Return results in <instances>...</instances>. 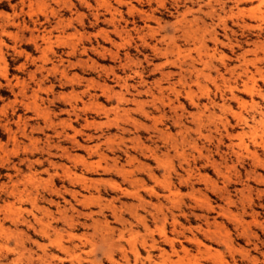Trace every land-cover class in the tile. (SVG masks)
I'll list each match as a JSON object with an SVG mask.
<instances>
[{
	"label": "rangeland",
	"instance_id": "374dc122",
	"mask_svg": "<svg viewBox=\"0 0 264 264\" xmlns=\"http://www.w3.org/2000/svg\"><path fill=\"white\" fill-rule=\"evenodd\" d=\"M122 1L0 0V264H71L50 244L57 234L72 258L83 257L81 264H264V166L252 160L254 153L264 162V0ZM237 10H243L244 22L229 19ZM251 11L263 22L251 19ZM158 25L151 38L148 30ZM202 26L218 38L215 45L206 36L211 69L199 62ZM184 27L195 34L182 37ZM171 38L186 70L180 82L179 65H164ZM260 45L258 61L248 63L243 75L242 56L254 60L252 51ZM189 53L194 70L187 66ZM252 77L255 95L241 90ZM188 86L196 104L187 97ZM138 104L150 118L138 112ZM105 165L113 168L105 172ZM120 170L128 173L125 182ZM113 181L120 190L111 189ZM19 191L35 197L36 209ZM47 223L45 237L38 231Z\"/></svg>",
	"mask_w": 264,
	"mask_h": 264
},
{
	"label": "bare ground",
	"instance_id": "6f19581e",
	"mask_svg": "<svg viewBox=\"0 0 264 264\" xmlns=\"http://www.w3.org/2000/svg\"><path fill=\"white\" fill-rule=\"evenodd\" d=\"M84 1V0H83ZM117 1V0H116ZM124 1V0H123ZM123 1H122V3H123ZM139 1V0H138ZM150 1V0H149ZM208 1H210V0H208ZM220 2V1H219ZM219 2H217L218 4H219ZM120 3V2H119ZM118 3V4H119ZM109 4V3H108ZM205 5V4H204ZM212 6H213V4H211ZM207 6H209L210 8H211V12H210V16L211 15H213L214 16V14H215V11L213 10L214 9V7H212V6H210V3H208L207 4ZM102 7H103V9L106 11V12H108V13H111V10L113 9L112 7H110L109 5H107V4H105V3H103L102 4ZM219 7V6H218ZM112 8V9H111ZM200 9V7L198 8V10ZM224 9V8H223ZM210 10V9H209ZM225 10V9H224ZM239 10V9H238ZM236 11V12H238L237 13V15H233L232 14V16H230V14L232 13H230L229 14V19H233L234 17L236 18V20L239 22V20L241 19L242 20V22H244V13H243V10L241 11ZM113 11H115V10H113ZM129 11V10H128ZM203 11V10H202ZM205 11V10H204ZM258 11H260L259 9H258ZM143 12V11H142ZM207 12H209L208 10H207ZM220 13V12H219ZM144 14V13H143ZM208 14V13H207ZM217 14V13H216ZM248 14V13H247ZM250 18L251 19H254V20H256V21H258L259 20V17H258V15H257V13L255 12V11H251L250 13ZM202 15V14H201ZM203 16H204V14H203ZM220 16V15H219ZM227 16H228V13H227ZM247 16V15H246ZM141 17H143V16H141ZM151 17V16H150ZM183 17V16H182ZM222 17V16H221ZM220 17V18H221ZM224 17V16H223ZM262 17V16H261ZM97 18H99V17H97ZM112 18H113V16H112ZM147 18V17H146ZM154 18H155V16H154ZM206 18V17H205ZM264 18V17H263ZM263 18H260V20L259 21H262L263 20ZM151 19V18H150ZM157 19V18H156ZM155 19V20H156ZM199 18H197L196 20H198ZM111 20V19H110ZM153 20V19H152ZM210 20V19H209ZM218 20V19H217ZM221 20V19H220ZM112 21V20H111ZM150 21V20H149ZM176 21V20H175ZM222 21V23H220ZM221 21H218L220 24H222V30H223V32H224V37H226L227 38V36H225L226 35V31H227V20L224 18V19H222ZM258 21V22H259ZM113 22V21H112ZM145 22H147V21H145ZM160 22V21H159ZM158 22V23H159ZM181 22V21H180ZM236 22V21H235ZM263 22V21H262ZM182 23V22H181ZM189 23V22H188ZM191 23V22H190ZM193 23V22H192ZM192 23H191V25H192ZM211 23H212V21H211ZM217 23V22H216ZM231 23V22H230ZM246 23V22H245ZM178 24H180V23H178ZM193 24H195V22L193 23ZM201 24H202V22H201ZM207 24V23H206ZM218 24V23H217ZM229 24V23H228ZM233 24V23H232ZM241 24V23H240ZM255 24H256V22H255ZM172 25V24H171ZM190 25V26H191ZM195 25H197V23L195 24ZM203 25V24H202ZM243 25V26H242ZM262 25V24H261ZM159 27H158V29H156V30H153V29H150V30H148V31H150V33H151V38H154V37H156L158 34H159V29H160V25H158ZM194 26V25H193ZM211 26V25H210ZM250 26H251V24H250ZM187 27H189V26H187ZM186 27V28H187ZM201 27V26H200ZM214 27V26H213ZM212 27V28H213ZM241 27H242V29L243 28H254V27H248L247 26V24L245 25V24H241ZM153 28V27H152ZM185 27L182 29L181 28V32H182V37H187V36H191V34H193L192 33V31H191V29H186ZM202 28H204V26H202ZM210 28V27H209ZM236 28V27H235ZM255 28H257V29H261V26H260V24L258 25V26H255ZM147 29V28H146ZM173 29V28H172ZM177 29H180V28H177ZM198 29H200V28H198ZM244 29V30H245ZM196 30V29H195ZM201 30V29H200ZM199 30V31H200ZM214 30V29H213ZM248 30V29H247ZM256 30V29H255ZM121 31V30H120ZM123 31V30H122ZM147 31V32H148ZM175 31V30H174ZM177 31H180V30H177ZM234 31V30H233ZM198 32V31H197ZM196 32V33H197ZM214 32V31H213ZM231 32H232V30H231ZM114 33H116L118 36H121L120 35V32L119 31H117V29L115 28V30H114ZM176 33V32H175ZM201 33V35H200V38L198 39L197 37V39H198V42H199V52H198V57H199V62H200V64H201V66L203 67V69H209L210 67H211V64L213 63L212 62V58H213V56L212 55H210V53L208 52V50H207V45H206V36L207 37H209V39H210V41H212V42H214L215 43V45L217 44V42H218V38H217V34L216 33H209V31H208V28H204V29H202V31L200 32ZM258 33V32H257ZM180 34V33H179ZM195 34V33H194ZM223 34V33H222ZM101 35V34H100ZM245 35V34H244ZM51 36V35H50ZM103 36V37H102ZM162 36V35H161ZM177 36H178V34H177ZM101 37L103 38V40H105V41H109V42H111V39H110V37H109V35L106 33H104V35H101ZM173 37V36H172ZM192 37V36H191ZM46 38H48V37H46ZM162 38H164V37H162ZM222 38H223V36H222ZM230 38V37H229ZM233 38V37H232ZM156 39V38H155ZM178 39V38H177ZM231 39V38H230ZM179 40V39H178ZM181 40V39H180ZM225 40V39H224ZM238 40V39H237ZM124 41V40H123ZM128 41V40H127ZM190 41V40H189ZM219 41H221V40H219ZM240 41L241 40H239V43H240ZM48 42V41H47ZM49 42H50V40H49ZM129 42V41H128ZM142 42H143V44H146L147 42H146V40H145V38H142ZM263 42V41H262ZM46 43V42H45ZM51 43V42H50ZM141 43V42H140ZM168 43V42H167ZM196 43V42H195ZM223 44H224V42H222ZM227 43V42H226ZM232 42H229L226 46H230V48L233 50V45L231 44ZM235 43V42H234ZM244 43V42H243ZM254 43V42H253ZM52 44V43H51ZM187 44V43H186ZM241 44V43H240ZM254 44H256V43H254ZM254 44H252V45H254ZM264 44V43H263ZM220 45V44H219ZM244 45V44H243ZM212 46V45H211ZM155 47H157V46H155ZM160 47V46H159ZM165 47V46H164ZM193 47V46H192ZM253 47V46H252ZM256 47V50H254V51H252V53L254 54V57H255V59L254 60H252V61H246L245 59V54L242 56V59H243V64H244V74L243 75H245V74H247V70H248V63L250 64V65H252V66H255V64H256V62L258 61V59H256L257 58V55H258V51L259 52H261L262 50H263V48H261V45L260 46H255ZM255 47H254V49H255ZM263 47V46H262ZM75 48L76 47H73V49L75 50ZM47 49H48V47H47ZM46 49V50H47ZM244 49V48H243ZM242 49V50H243ZM252 49V48H251ZM77 50V49H76ZM152 50V49H151ZM248 50V49H247ZM253 50V49H252ZM155 51L156 52H159L160 50H158V48L157 49H155ZM214 51V50H213ZM240 51V50H239ZM249 51V50H248ZM192 52H193V50H192ZM196 52V51H195ZM204 53L203 55H201V53ZM232 52V51H231ZM160 53H161V51H160ZM241 53H243V52H241ZM263 53V52H262ZM44 54V53H43ZM214 54V53H213ZM216 54V53H215ZM117 55V54H116ZM116 55H115V57H116ZM162 55L165 57V63H164V65L166 64V65H179L178 67H179V70H180V73H179V76H180V78H179V82L180 81H182L184 78V72L186 71V70H183L182 69V62L180 61V58H181V55H182V52H181V48L177 45V41L174 39V38H171V40H170V42L166 45V47L163 49V53H162ZM169 56H174V58H175V60H171V59H168V57ZM193 56V55H192ZM196 56H197V53H196ZM222 56V59H223V55H221ZM234 56H236V55H234ZM233 56V57H234ZM241 56V55H240ZM186 57L187 58H190V64H187V62H186V60H185V64H187V66L189 67V69H190V67H191V70H194L195 68H194V62H195V60L194 59H192L191 58V55H190V53L188 54V55H186ZM237 57V56H236ZM184 58V57H183ZM197 58V57H196ZM261 58V57H260ZM221 59V58H220ZM235 59V58H234ZM214 60H216L215 58H214ZM188 62H189V60H187ZM146 62H148V61H146ZM198 62V63H199ZM216 62V61H215ZM241 62V61H240ZM260 62V61H259ZM184 63V62H183ZM198 63H196V64H198ZM225 63V62H224ZM148 64V63H147ZM242 64V63H241ZM161 65V64H160ZM224 65V64H223ZM162 66V65H161ZM220 66V65H219ZM225 66V65H224ZM128 67V66H127ZM213 67V66H212ZM240 67V66H239ZM123 68V67H122ZM214 68H216V67H214ZM241 68V67H240ZM239 68V69H240ZM129 69V68H128ZM155 69V68H154ZM154 69H153V71H154ZM157 69V68H156ZM178 69V68H177ZM189 69L187 68V71H189ZM202 69V68H201ZM211 69V68H210ZM233 69V68H232ZM113 70V69H112ZM124 70V69H123ZM131 70V69H130ZM138 70H140V69H138ZM221 70V69H220ZM226 70H227V68H226ZM236 70V69H235ZM234 70V71H235ZM258 74H259V76L260 77H262V74H261V72H260V69L259 68H256V70H255ZM132 72V71H131ZM134 72V71H133ZM136 72H137V69H136ZM143 72H145V71H143ZM152 72V71H151ZM160 72V71H159ZM190 72V71H189ZM208 72H210V71H208ZM229 72V71H228ZM231 73H232V70L230 71ZM195 73V72H194ZM193 73V74H194ZM196 73H197V75H201V77H202V75L205 77V78H207L208 80L210 79V74L209 75H204V73H203V70H197L196 71ZM207 73V72H206ZM134 74V73H133ZM162 74V73H161ZM189 74V73H188ZM187 74V75H188ZM217 74H219V73H217ZM224 74V73H223ZM222 74V75H223ZM229 74V73H228ZM112 75V74H111ZM163 75V74H162ZM237 75V74H236ZM161 76V75H160ZM165 76H167L168 77V75H165ZM175 76H177V73H176V75ZM185 76H186V74H185ZM215 76H217V75H215ZM219 76V75H218ZM246 76V75H245ZM258 76V75H257ZM65 77V76H64ZM116 77V76H115ZM118 77V76H117ZM189 77V76H188ZM199 77V76H198ZM222 77H225V76H222ZM236 77V76H235ZM196 78V77H195ZM128 79V78H127ZM159 79H161V78H159ZM158 79V80H159ZM169 79V78H168ZM203 79V78H202ZM241 79V78H240ZM247 79V78H246ZM262 79H263V77H262ZM163 80V79H162ZM178 80V79H177ZM196 80V79H195ZM205 80V79H204ZM224 80V79H223ZM230 80V79H229ZM251 80H252V84H251V86H248L247 84H244L243 85V89H241L242 91H244L245 93H247V94H249V95H255V79H254V77H252L251 78ZM264 80V79H263ZM262 80V82H264ZM120 81H121V79H120ZM119 81V82H120ZM138 81V80H137ZM198 81V80H197ZM207 81V80H206ZM240 81V80H239ZM145 82V81H144ZM157 83H156V85H157V87H158V89H156V90H158V94L159 95H163V88L164 87H162L161 86V83H160V81L158 82V81H156ZM164 82V81H163ZM162 82V83H163ZM196 82V81H195ZM200 82H202V81H200ZM224 82V81H223ZM242 82V81H241ZM249 82H251V81H249ZM166 83V82H165ZM172 83V82H171ZM118 84H120V83H118ZM140 84H142V83H140ZM180 84V83H179ZM183 84V82H181V85ZM187 84V83H186ZM195 84H197L198 86H197V88H201L200 87V85L198 84V83H195ZM212 84H217V83H215V81H213V83ZM231 84V83H230ZM234 84H235V81H234ZM242 84V83H241ZM150 85V84H149ZM155 85V84H154ZM180 85V86H181ZM220 85V84H219ZM232 85V84H231ZM109 86V85H108ZM119 86H122V85H119ZM124 86H125V88L127 89V91H128V86L126 85V82H124ZM142 86V85H141ZM146 86V85H145ZM171 86V85H170ZM214 86V85H213ZM221 86V85H220ZM223 86H226V85H223ZM236 86H238V85H236ZM150 87H152V86H150ZM168 87V86H167ZM172 87V86H171ZM182 87V86H181ZM185 87V86H184ZM102 88V87H101ZM215 88H216V86H215ZM218 88V87H217ZM240 88V87H239ZM238 88V89H239ZM106 89V88H105ZM132 89V88H131ZM145 89V88H144ZM147 89V88H146ZM152 89H153V87H152ZM176 89V88H175ZM188 89H189V86H188ZM187 89V90H188ZM221 89H223V88H221ZM261 89V88H260ZM259 89V90H260ZM191 89H189L188 91H187V97H189V100H190V102L192 103V104H194L195 102H194V98H193V93L194 92H191L190 91ZM215 90V89H214ZM226 90V89H225ZM224 90V91H225ZM233 88H230V92H231V95H233L234 96V94H233ZM23 91V90H22ZM134 91V90H133ZM144 91V90H143ZM168 91H169V89H168ZM173 91V90H172ZM181 91V90H180ZM206 91H207V89H206ZM239 91V90H238ZM258 91V90H257ZM109 93L111 92V90H109L108 91ZM151 92V91H150ZM150 92H146L145 91V94L147 93V94H150ZM157 92V91H156ZM171 92V91H170ZM200 92H202V90L200 91ZM223 92V91H222ZM21 93V92H20ZM132 93V92H131ZM136 93H137V91H136ZM211 93V92H210ZM228 93V92H227ZM236 93V92H235ZM25 94V93H24ZM186 94V93H185ZM220 94V93H219ZM223 94V93H222ZM115 95H123V94H115ZM125 95V94H124ZM129 95V94H128ZM134 95H136V94H134ZM139 95V94H138ZM150 95H153V94H150ZM149 95V96H150ZM169 95V94H168ZM172 95V94H171ZM174 95V94H173ZM196 95V94H195ZM194 95V96H195ZM204 95H209L208 94V91L207 92H205L204 93ZM224 95V94H223ZM230 95V96H231ZM239 95V94H238ZM257 95V94H256ZM262 95V94H261ZM140 96V95H139ZM177 96V95H176ZM262 96H264V95H262ZM163 97V96H162ZM150 98H152L151 96H150ZM156 97H153V99H155ZM196 98V97H195ZM233 98V97H232ZM263 98V97H262ZM233 99H235V98H233ZM155 100H157V99H155ZM154 100V101H155ZM196 100V99H195ZM236 100V99H235ZM120 101V100H119ZM168 101V100H167ZM171 101V100H170ZM240 101V100H239ZM122 102V101H121ZM134 102H135V100H134ZM156 102V101H155ZM158 102V101H157ZM244 102V101H243ZM119 103V102H118ZM136 103V102H135ZM141 103H143V102H141ZM237 104H238V102H236ZM160 104V103H159ZM171 104V103H170ZM191 104V105H192ZM196 104V103H195ZM241 104V103H240ZM246 104V103H245ZM255 104V103H254ZM153 105V104H152ZM242 105V104H241ZM248 105V104H247ZM146 106V105H145ZM149 106V105H148ZM243 106V105H242ZM154 107V106H153ZM167 107V106H166ZM136 108H137V110H138V112L140 113V114H142V115H144V117H146L147 119L148 118H150L151 116H149V113L145 110V107L142 105V104H138V105H136ZM173 108V107H172ZM245 108V107H244ZM117 109V108H116ZM116 109H115V111H116ZM161 109V108H160ZM155 110H157V109H155ZM149 111H151V110H149ZM158 112L160 111V110H157ZM182 112V111H181ZM234 112V111H233ZM106 113V112H105ZM224 113V112H223ZM238 113V112H237ZM233 114H235V112L233 113ZM239 114V113H238ZM236 115L235 114V116L234 117H236L237 119H241L242 117H241V115ZM163 115V114H162ZM165 115V114H164ZM261 116H264V113L263 114H261ZM165 117V116H164ZM200 117V116H199ZM116 118H117V115H116ZM176 118H177V116H176ZM209 119H210V117H208ZM200 119V118H199ZM160 120V119H159ZM178 120H179V118H178ZM177 120V121H178ZM201 120V119H200ZM200 120H198V121H200ZM127 121V120H126ZM175 121V120H174ZM176 121V122H177ZM158 122V121H157ZM238 122H240V121H238ZM243 122V121H242ZM110 123V122H109ZM153 123V122H152ZM156 123V122H155ZM159 123V122H158ZM157 123V124H158ZM174 123V122H173ZM178 123V122H177ZM198 123V122H197ZM201 123H203V122H201ZM180 124V123H179ZM139 125V124H138ZM142 125V124H141ZM140 125V127L142 128V126ZM152 125V124H151ZM199 125H200V123H199ZM198 125V126H199ZM203 124H201V126H202ZM144 126V125H143ZM201 126L199 127V129L201 128ZM156 127V126H155ZM180 127V126H179ZM186 127V126H185ZM204 127V126H203ZM157 128V127H156ZM153 129V128H152ZM182 130V129H181ZM197 130H198V128H197ZM254 130H256L255 128H254ZM124 131V130H123ZM149 131V130H148ZM183 131V130H182ZM188 131V130H187ZM186 131V132H187ZM251 131V130H250ZM196 132H199V131H196ZM157 133V132H156ZM255 133V131L253 132V134ZM163 134V133H162ZM161 134V135H162ZM150 135V134H149ZM159 135V134H158ZM168 135V134H167ZM151 136H153V135H151ZM184 136V135H183ZM188 136V135H187ZM161 137V136H160ZM254 137V136H253ZM256 137V136H255ZM259 139V138H258ZM73 140V139H72ZM207 140V139H206ZM253 140V139H252ZM254 140H256V139H254ZM260 140V139H259ZM140 141V140H139ZM180 141V140H179ZM211 141V140H210ZM258 141V140H257ZM261 142H262V140H261ZM263 143V142H262ZM257 144H260L261 145V143L259 142V143H257ZM191 145V144H190ZM244 145V142H243V140H242V137H240L239 138V143L237 142V147H242ZM259 145V146H260ZM194 146V145H193ZM263 147H264V145H263ZM173 148H174V146H173ZM230 148V147H229ZM260 148H262V147H260ZM143 149V148H142ZM181 149V148H180ZM231 149H232V145H231ZM243 149H244V147H243ZM174 150H176V149H174ZM240 150V149H239ZM245 150H247V148H245ZM150 151V150H149ZM197 151V150H196ZM244 151V150H243ZM151 152V151H150ZM177 152V151H176ZM232 152V151H231ZM235 151H233V153H234ZM236 152H237V150H236ZM249 151H247V153H248ZM253 152V151H252ZM232 153V154H233ZM239 153V152H238ZM235 154V153H234ZM240 154V153H239ZM246 154V153H245ZM249 154H250V152H249ZM149 155V154H148ZM153 156V155H152ZM239 156V155H238ZM144 157V156H143ZM204 157V156H203ZM250 157H251V155H250ZM157 158V157H156ZM109 159V158H108ZM155 159V158H154ZM208 159V158H207ZM240 159V158H239ZM107 160V159H106ZM105 160V161H106ZM252 160L254 161V163H256V164H259V166L261 165V166H264L263 164H264V162H263V164L262 163H260V160H258V157L253 153L252 154ZM156 161V160H155ZM83 163H85V162H83ZM108 163V162H107ZM140 163V162H139ZM156 163H158V162H156ZM82 164V163H81ZM98 165H97V167L98 168H100L101 167V165H100V163L98 162L97 163ZM110 164V163H109ZM159 164V163H158ZM85 165H87L86 163H85ZM141 165H142V163H141ZM100 166V167H99ZM106 166V169H104L105 170V172H107V171H111V169L113 168V167H110V166H108V165H105ZM188 166V165H187ZM87 167L88 168H92V165H87ZM134 167V166H133ZM143 167H144V164H143ZM143 167H142V169H143ZM189 167V166H188ZM137 168H139V165H138V167ZM116 169V168H115ZM121 169H123V168H121ZM146 169V168H145ZM103 170V171H104ZM117 170V169H116ZM139 170V169H138ZM144 170V169H143ZM185 170V169H184ZM147 171V170H146ZM117 172H119L123 177V179H124V182L126 181V178H128V173L126 172V171H122V170H120V171H117ZM149 172V171H148ZM147 172V173H148ZM111 173V172H110ZM150 173V172H149ZM153 173V172H152ZM117 175H119V174H117ZM151 175V174H150ZM150 175H148V176H150ZM191 175V174H190ZM147 176V177H148ZM168 176V175H167ZM68 177V176H67ZM156 177V176H155ZM164 177V176H163ZM162 177V179H164V178H166V177H164L163 178ZM169 177V176H168ZM77 178H79V177H77ZM135 178V177H134ZM154 178V177H153ZM187 178V177H186ZM86 179V178H85ZM85 179L84 180H81V182H83V183H87L86 181H85ZM121 179V178H120ZM152 179V178H151ZM157 179V178H156ZM180 179V178H179ZM182 179V178H181ZM74 180V178L72 179V181ZM76 180V179H75ZM153 180V179H152ZM151 180V181H152ZM161 180V179H160ZM183 180H187V179H182V181ZM256 180H258V179H256ZM71 181V180H70ZM79 181H80V178H79ZM85 181V182H84ZM123 181V180H122ZM135 181V180H134ZM260 181V180H259ZM22 182V181H21ZM124 182H122V183H124ZM131 182V181H130ZM137 182V181H136ZM154 182V181H153ZM156 182V181H155ZM166 182H167V179H166ZM169 182V181H168ZM184 182V181H183ZM186 182H188V181H186ZM149 183V182H148ZM151 183V182H150ZM159 183V182H158ZM164 183V182H163ZM111 184V189L112 190H120L121 189V187H120V185L119 184H117V183H115L114 181H113V183L111 182L110 183ZM126 184H128L127 182H126ZM133 184V183H132ZM131 184V185H132ZM139 184V183H138ZM162 184V183H161ZM185 184V183H184ZM84 185V184H83ZM129 185V184H128ZM130 185V186H131ZM137 185V184H136ZM135 185V186H136ZM145 185V184H144ZM134 186V185H133ZM146 186V185H145ZM168 187H169V185H167ZM85 187V186H84ZM128 187V186H127ZM146 187H148V185L146 186ZM159 187V186H158ZM163 187V186H162ZM131 188V187H130ZM140 188H139V185H137V190H139ZM171 189H172V187H171ZM24 190V189H23ZM134 190V189H133ZM144 190H146V188L144 189ZM156 190V189H155ZM192 190V189H191ZM172 191V190H171ZM17 192H18V190H17ZM20 193H19V198H23V197H25V199L27 198L31 203V205H32V208H34V209H36L35 207H36V201H35V197L34 198H31V193L29 194V195H27L26 193L28 192H21V191H19ZM128 195H132V196H137L138 195V193L136 194V193H133V194H131V193H129V192H127V191H125ZM146 192V191H145ZM151 192H154L153 191V189L151 190ZM169 192V191H168ZM122 193V192H121ZM147 193V192H146ZM154 194V193H153ZM140 198V197H139ZM24 199V198H23ZM83 199H84V197H83ZM166 199V198H165ZM18 200V199H17ZM16 200V201H17ZM77 201V200H76ZM89 201V199L88 198H86V199H84V202H88ZM20 202V201H19ZM38 202V201H37ZM89 202H91V201H89ZM140 202V201H139ZM141 203H142V200H141ZM82 204H84V203H82ZM65 205V204H64ZM70 206V205H69ZM7 208V207H6ZM73 208V207H72ZM84 208H85V206H84ZM13 210V209H12ZM20 210H21V208H20ZM73 210H74V208H73ZM134 210V209H133ZM17 211H18V209H17ZM38 211V210H37ZM120 211V210H119ZM19 212V211H18ZM46 212H48V211H46ZM49 213V212H48ZM62 214H64V213H62ZM79 214V213H78ZM71 215V214H70ZM81 215V214H80ZM116 215V214H115ZM118 215V214H117ZM120 216V215H119ZM17 217V216H16ZM35 217V216H34ZM73 217V216H72ZM116 217V216H115ZM21 218V217H20ZM67 218V217H66ZM65 218V219H66ZM117 218V217H116ZM10 219V218H9ZM14 220V219H13ZM25 220V219H24ZM23 220V221H24ZM35 220V219H34ZM60 220V219H59ZM69 220V219H68ZM67 220V221H68ZM54 221H55V219H54ZM70 221V220H69ZM2 222V221H1ZM25 222H26V220H25ZM35 222V221H34ZM39 222L41 223V220H39ZM64 222V221H63ZM77 222V221H76ZM37 223V222H36ZM43 223V222H42ZM67 223V222H66ZM78 223V222H77ZM29 224V223H28ZM39 224V223H38ZM68 224V223H67ZM72 224H74V222L72 223ZM76 224V223H75ZM144 224V223H143ZM207 224V223H206ZM83 225V224H82ZM41 226V227H40ZM39 226V231H38V233H41L43 236H47L48 235V232H47V230H49L48 229V227H49V225H48V223L47 224H41ZM70 226V225H69ZM71 227V226H70ZM73 227H74V225H73ZM2 228H3V226H1L0 225V230L1 231H3L2 230ZM35 229V228H34ZM51 229H52V227H51ZM208 229V228H207ZM71 230H73V229H71ZM37 231V230H36ZM164 230H161V232H160V234H162L163 235V238L166 240V236L164 235V232H163ZM209 231V230H208ZM207 230H206V233L208 234L209 232H208ZM55 232V231H54ZM211 232V231H210ZM16 234V233H15ZM57 234V233H56ZM152 234V233H151ZM3 235V234H2ZM22 235V234H21ZM67 235H68V238L69 239H73L74 237L72 236V234H71V232H68L67 233ZM120 235V234H119ZM122 235V234H121ZM209 235V234H208ZM13 236V235H12ZM110 236V235H109ZM211 236V235H210ZM18 238H20V237H18ZM103 238V237H102ZM76 239V238H75ZM169 239V238H168ZM121 240H123V239H121ZM167 241V240H166ZM89 241H87V243H88ZM145 242V241H144ZM155 242V241H154ZM170 242V241H169ZM5 243V242H4ZM118 244H119V242H117ZM129 243H130V241H129ZM167 243V242H166ZM20 244V243H19ZM50 244L51 245H53V246H55L56 248H57V250L58 251H60V252H62V253H64V254H66V255H68L69 256V258L72 260L71 261V264H74L73 262L75 261V263L76 264H81V260H80V258H81V256L80 255H76V258L75 257H73L72 258V253L70 254L69 253V250H68V248H66V247H64V245H63V240H62V236L61 235H59V234H57V235H55V239L53 240V241H50ZM89 244V243H88ZM112 244V243H111ZM145 244V243H144ZM199 244V243H198ZM94 245V244H93ZM115 245V244H114ZM153 246H154V244H152ZM91 246H92V244H91ZM111 246H113V245H111ZM119 247H120V245H118ZM117 246V247H118ZM74 247V246H73ZM122 247V246H121ZM155 247H156V245H155ZM79 248V247H78ZM94 248V247H93ZM114 248V247H113ZM77 249V248H76ZM117 249V248H116ZM13 250V249H12ZM114 250V249H113ZM112 250V251H113ZM121 250V249H120ZM119 250V251H120ZM95 251V250H94ZM110 253H112L111 252V250L109 251ZM108 252V253H109ZM122 252V251H121ZM133 252V251H132ZM61 253V254H62ZM75 253V252H74ZM73 253V254H74ZM86 253V252H85ZM105 253H107V252H105ZM108 253H107V257L106 258H108ZM63 255V254H62ZM125 255V254H124ZM123 255V256H124ZM44 256V255H43ZM83 256H85V255H83ZM53 257V256H52ZM91 257V256H90ZM41 258V257H40ZM56 258V257H55ZM60 258V257H59ZM65 258V257H64ZM67 258V257H66ZM83 258V257H82ZM81 258V259H82ZM165 258V257H164ZM163 258V259H164ZM57 259V258H56ZM75 259V260H74ZM109 259H110V261H112V256H111V254L109 255ZM92 260V259H91ZM69 262H70V260H68ZM45 262H47V261H45ZM113 262V261H112ZM40 263V262H39ZM95 263V262H94ZM127 263V262H126ZM161 263L162 264H168V259H165V260H162L161 261ZM179 263V262H178ZM115 264V263H114Z\"/></svg>",
	"mask_w": 264,
	"mask_h": 264
}]
</instances>
